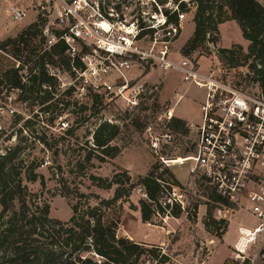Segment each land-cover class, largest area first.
Returning <instances> with one entry per match:
<instances>
[{"label":"built area","instance_id":"1","mask_svg":"<svg viewBox=\"0 0 264 264\" xmlns=\"http://www.w3.org/2000/svg\"><path fill=\"white\" fill-rule=\"evenodd\" d=\"M131 1L135 8L127 17L119 6H109L105 0H34L32 8L47 19L41 28L42 44L33 41L35 53L63 42L69 64L65 68L62 64L44 62L46 74L56 81L53 88L42 85L52 95L46 102L23 87L5 84L0 93V162L15 151L13 162H16L18 156H29L31 147L40 145L45 154L38 166L50 163L48 149L40 136L42 132L61 133L68 122L65 114H57L62 103L54 110L46 107L68 91L70 100L75 102V97L98 95L107 102L122 101L127 107H136L144 97L154 96L158 91L156 84L142 81L144 71L176 69L183 83L204 90L199 105L200 121L185 123L190 143L187 153L168 160L159 158L168 167L185 166L189 184L203 183L228 201V204L216 202L223 208H217L216 220L226 218L223 211L234 210L229 206L245 210L254 218L253 225L238 224L231 245L232 258L239 264H264V90L257 81L252 80L254 88H251L227 76L202 72L188 58L172 60V44L188 14L195 13L197 0ZM86 10L87 19L83 17ZM7 11L14 21L25 16V11L18 7L10 6ZM35 59L36 56L24 61L23 54L16 62L22 83L37 74L32 67ZM183 95L181 92L175 103ZM172 110L167 109V120L173 117ZM177 135L178 139L182 137L180 133ZM177 135L167 131L162 137L170 144ZM157 144L158 137H154L152 147ZM186 184L171 185L170 204L184 209Z\"/></svg>","mask_w":264,"mask_h":264},{"label":"rangeland","instance_id":"2","mask_svg":"<svg viewBox=\"0 0 264 264\" xmlns=\"http://www.w3.org/2000/svg\"><path fill=\"white\" fill-rule=\"evenodd\" d=\"M105 1L109 6L116 8L119 6L127 17L130 16L131 10L135 8V4L131 0ZM257 1L264 6V0ZM125 4H127L126 9L124 8ZM218 5L219 3H216L213 8V19L217 21L220 15L222 22L216 23V30L209 32L204 41L195 49L186 55L183 54L182 47L188 39L187 36L194 17V13L188 14L187 19L182 24L181 35L172 44L170 56L174 62H178L182 57L188 58L196 63V68L202 72H214L229 77L231 81H237L241 85L245 83L247 84L246 87L254 88L252 80H250L253 72L248 67L251 58H245L248 55L249 41L243 38L239 25L231 19L227 7L222 6L219 9L217 8ZM2 6L3 4L0 2V41L7 37L5 36L6 33L13 32L14 29H11L12 24L17 26L19 23L26 22L34 15V10L36 11L34 8L33 10L29 9L28 15L22 21L13 23L9 14L6 12L4 14ZM144 7L146 10L150 9L149 6ZM36 13L39 12L36 11ZM88 16V10H86L83 17L87 19ZM4 28L9 31H4ZM2 30L4 33H2ZM223 50L225 52H222ZM23 54H25L24 51L19 56L12 57L9 53L0 49V79L6 69L15 68L16 62ZM146 74L149 76L144 77ZM155 74L156 76L153 77ZM179 74L176 69L164 71L159 68H151L144 71L142 81L147 85L156 84L158 91L154 96L144 97L140 105L136 107H127L122 101L112 100L107 102L103 99L95 102L90 97L83 99L75 97L78 102L77 105L80 104V101H83L88 108L78 112L77 115L67 110L63 112L62 114L67 116L68 126L66 129L72 125H77L75 121L80 117L84 121L72 136L65 134L66 129L62 130L61 133L47 132L49 141L56 140L52 147L48 148L47 155L50 163L44 167L34 168V172L43 175L44 185L41 184L38 177L34 181L29 180L26 172L30 162L33 161L34 164L39 165L43 153L45 154L40 145L31 147L32 153L29 156L25 154L22 158L17 157V160H15L17 164L21 160L18 168L20 171L19 176L35 203L41 204L47 201L50 206V217L67 221L72 213L71 205L75 201L60 196L59 190L63 182L70 188L74 185L79 186L81 191L86 194L95 193L101 198H107L113 196V188L105 190L92 185L88 179L90 173L103 178H111L114 172L127 170L131 179L137 181L139 177L145 176L154 165H159L157 173L162 172L163 177H167V172L163 171L166 168L175 175L179 182L187 183L185 186V209L177 216H167L160 213L153 215L150 222H143L138 209V200L146 196L143 186L137 185L128 197L117 200L110 208L104 210L102 217L104 226L111 230L116 237L128 238L140 243L147 249L155 250V254L158 255L153 257L146 252L137 263L239 264L233 260L231 252V245L236 237V229L240 223L253 225L255 223L254 218L245 210L229 206L234 210L222 212V215L224 214L226 218L223 219V222H220L219 232H221V235H216L211 220L213 218L216 220L214 216L218 215L217 208H223L212 202L206 194L204 195V190L198 184L188 183L185 166L172 165L168 167L159 158V156H162L163 159L168 160L176 154L183 155L185 149L188 148L187 145H190L186 138V121H184V125H175L171 119L167 120L165 114L171 105V101L165 91L161 98L159 97L164 81H167V87L174 85L176 87L182 82L181 74ZM5 83L0 84V93L4 90ZM183 90L185 91V97L175 106L176 114L183 117H198L199 111L196 103L204 94V90L182 82L181 91ZM76 110L78 109L76 108ZM104 119L117 123L120 127V133L112 141L113 145L120 148V152L112 158L105 156L103 161L96 158L92 159L94 166L86 169V174L82 176L74 164L78 158L90 151L91 133L98 122ZM31 130L34 133L35 129L32 128ZM167 131H171L175 135L180 133L182 137L178 139L177 135V139L168 144L162 137ZM154 137H158V144L155 148L152 147ZM58 166H60V170ZM195 202L199 203L193 209ZM95 203V200L91 197L90 204ZM132 205H135V207ZM88 256L98 263L104 261L103 257L95 253H89ZM161 256L165 257V260H162L163 257Z\"/></svg>","mask_w":264,"mask_h":264},{"label":"trees","instance_id":"3","mask_svg":"<svg viewBox=\"0 0 264 264\" xmlns=\"http://www.w3.org/2000/svg\"><path fill=\"white\" fill-rule=\"evenodd\" d=\"M216 3H219L217 7L219 9L222 6L227 7L231 19L239 25L243 38L249 41L248 55L245 58H251L248 67L253 75L250 80L257 81L264 90V6L257 0H197V8L193 17L194 30L182 47L183 54L186 55L195 49L204 41L209 32L216 30V23L222 22L220 15L217 21L213 19V8ZM46 21V17L38 13L36 20L22 28L16 36H9L0 41V49L12 57L19 56L23 51L25 52L24 61H29L36 56L32 67L37 71V74L27 78V82L22 83L18 70L8 68L4 71L0 84L6 82L5 84L14 87H23L32 96L40 95L41 102L52 98L51 92L43 89L42 85L52 88L56 85L55 79L46 74L44 62L54 65L62 64L65 68L69 64V57L65 52L66 45L63 42H58L50 50L35 53L33 41L42 44L41 28ZM33 68L30 67L29 70L32 71ZM69 96L68 91L65 96L51 101L46 110H54L58 103H62L57 114H62L67 110L77 115L78 112L88 108L84 104L77 105V102L71 101ZM92 98L95 102L103 100L98 95ZM52 112L50 111L49 114L51 115ZM49 120L51 121L52 117ZM171 120L175 125L185 123L183 119L174 116ZM83 121L81 117L77 119L75 121L77 125L66 129L65 134L74 135ZM119 133L120 127L117 123L106 119L98 122L91 133L90 151L81 155L82 157L78 158L74 164L82 176L86 174V169L94 166L92 159L103 161L105 156L112 158L120 152V148L112 144L113 139ZM48 139V134L42 132L40 141L47 149L56 142L54 139L52 141ZM184 153H187V149ZM15 158L16 151L0 162V264L145 263L137 262L146 252L157 257L155 250L147 249L128 238L116 237L103 224L104 210L110 208L117 200L128 197L137 185L143 186L146 196L138 200V209L143 222H150L153 215L160 213L177 216L185 209L179 205L170 204L168 201L171 185L179 184L175 175L165 168L163 171L167 172V177H163L162 172L157 173L159 165H154L145 176L139 177L137 181L131 179L127 170L116 171L111 178H103L90 173L88 179L92 185L105 190L113 188V196L107 198H101L95 193L86 194L79 186L74 185L70 188L63 182L59 190L60 196L75 202L71 205L70 218L62 221L50 217V206L47 201L38 204L32 200L26 185L22 184L19 176L18 168L21 160L17 164L13 162ZM36 167H38L37 163L30 162L26 171L27 178L34 181L38 177L44 185L43 175L34 172ZM58 169L60 170V166ZM198 186L204 190L203 194H206L212 202L228 204V201L213 189L203 186V183H198ZM90 196L95 200V204H90ZM198 203L193 204V209L198 206ZM132 206L135 207V205ZM211 222L214 224L216 235L220 236V222L223 220L213 218ZM89 253L100 255L104 261L102 263L94 261L88 256ZM163 259L165 260V257Z\"/></svg>","mask_w":264,"mask_h":264},{"label":"crops","instance_id":"4","mask_svg":"<svg viewBox=\"0 0 264 264\" xmlns=\"http://www.w3.org/2000/svg\"><path fill=\"white\" fill-rule=\"evenodd\" d=\"M0 2L3 4V12H4V14H8V7H10V6H12V7H18V8H20V9H22V10H24L25 11V16L23 17V19L28 15V13H29V9H32L33 10V2H34V0H0ZM5 5H7L6 7H5ZM6 12V13H5ZM36 16H37V13H36V11L34 10V15L29 19V20H27L26 22H22V23H19L20 21H22L23 19H21L20 21H14V20H12V18H11V20H12V22L13 23H19V25H15V24H12V28L11 29H14L13 30V32H10V33H6L5 34V36H7V37H14V36H16L17 35V33L22 29V28H24L25 26H27L28 24H30V23H32L33 21H35L36 20ZM10 29V30H11ZM193 30H194V22H191V29H190V32H189V34H188V38H189V36L192 34V32H193ZM3 31V30H2ZM4 31H6V29L4 28ZM4 31L2 32V33H4ZM9 30H7L6 32H8ZM181 33H182V31H181ZM181 33H180V35H181ZM152 74H154L153 72H151ZM180 75V74H179ZM148 77L149 75L148 74H146L144 77ZM151 76V75H150ZM156 76V74L155 75H153V77H155ZM181 76V75H180ZM182 83V82H181ZM181 83L180 84H178L176 87H174V86H171V87H167V81H164V85H163V87H162V89H161V91H160V95H159V97L161 98V96L163 95V93H164V91H165V93L167 94V97H168V99L171 101V105L169 106V108H173V116H176V117H178V118H180V119H183L184 121H186V122H189V123H198L199 121H200V109H199V105H200V102L203 100V98H204V94L200 97V99H199V101L196 103V105H197V109H198V111H199V115H198V117H196V118H191V117H183V116H180V115H177L176 114V109H175V106L182 100V99H184V97H185V95H183V97L179 100V101H177L176 103H175V100L177 99V97L178 96H180V93L181 92H184V94H185V91L183 90V91H181ZM168 108V109H169Z\"/></svg>","mask_w":264,"mask_h":264},{"label":"bare ground","instance_id":"5","mask_svg":"<svg viewBox=\"0 0 264 264\" xmlns=\"http://www.w3.org/2000/svg\"><path fill=\"white\" fill-rule=\"evenodd\" d=\"M102 25L105 26V22L104 21H102ZM171 115H173V112L171 113Z\"/></svg>","mask_w":264,"mask_h":264}]
</instances>
